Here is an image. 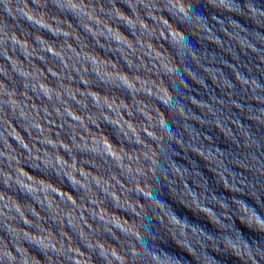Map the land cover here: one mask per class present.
Instances as JSON below:
<instances>
[{
    "label": "water",
    "instance_id": "water-1",
    "mask_svg": "<svg viewBox=\"0 0 264 264\" xmlns=\"http://www.w3.org/2000/svg\"><path fill=\"white\" fill-rule=\"evenodd\" d=\"M264 212V0H0V264H177Z\"/></svg>",
    "mask_w": 264,
    "mask_h": 264
}]
</instances>
